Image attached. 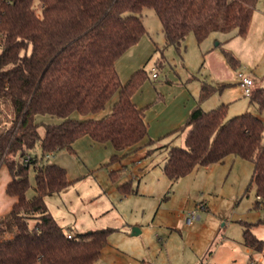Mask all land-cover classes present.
I'll return each mask as SVG.
<instances>
[{"label":"trees","instance_id":"1","mask_svg":"<svg viewBox=\"0 0 264 264\" xmlns=\"http://www.w3.org/2000/svg\"><path fill=\"white\" fill-rule=\"evenodd\" d=\"M257 0H0V169L10 182L5 194L14 199L0 217V264H95L112 231L70 233L57 224L45 204L50 193L69 185L66 170L41 166L38 157L23 163L38 144L42 157L67 150L87 136L93 143L110 144L116 152L133 147L148 134L141 108L131 97L148 79L144 69L122 85L114 67L125 51L145 34L141 12L152 9L161 25L165 48L178 49L188 34L196 43L211 34L235 32L244 37ZM228 65L237 60L224 52ZM164 57L154 63L155 77ZM216 88L202 83L197 105L183 126L184 147L169 151L163 173L168 179L187 177L196 168L222 162L228 156L252 164L247 188L255 187L264 200V122L251 113L226 120L222 104L203 111L200 104ZM118 101L107 117L76 120L72 114L93 115L113 95ZM249 101L264 109V88L251 89ZM60 123H38L37 116ZM42 127V134L38 128ZM119 158L110 157L114 163ZM107 165V166H108ZM34 172V197L26 198ZM115 170L109 176L117 180ZM121 194L130 184L117 186ZM30 224V225H29ZM32 225V226H31ZM242 245L264 252V241L244 231ZM68 235L70 237H68Z\"/></svg>","mask_w":264,"mask_h":264},{"label":"rangeland","instance_id":"2","mask_svg":"<svg viewBox=\"0 0 264 264\" xmlns=\"http://www.w3.org/2000/svg\"><path fill=\"white\" fill-rule=\"evenodd\" d=\"M35 5L40 14L36 0ZM141 21L145 34L114 66L122 85L139 69L146 71L149 78L131 99L143 110L148 134L136 144L140 145L137 150L112 163L118 172L116 183L107 177L105 163L110 154L96 161L112 148L110 144H91L84 136L74 144V151L63 150L48 158L42 157L37 144L30 157L37 156L41 166L61 165L69 181L62 191L46 197L47 209L64 230L112 231L95 264H248L242 233L250 231L264 241V200L256 197L255 187L247 188L252 164L228 156L208 171L199 167L177 180L168 179L163 167L171 148L184 147L187 129L176 130L197 105L202 83L216 88L200 104L203 111L224 104L228 111L226 120L247 112L264 119V109L257 110L249 103L237 80L238 73L255 76L264 86V43L253 39L250 46L243 47L241 40L235 41L234 55L240 57L242 64L233 68L224 58V52L233 53L228 49L230 41L216 45L222 34L214 33L207 45L197 44L194 36L188 34L178 49L165 48L154 11L142 10ZM206 47L212 50L205 52ZM161 54L165 61L158 76L152 78L153 65ZM117 101L115 94L104 110L88 116L72 114L71 118H105ZM190 106L193 108L187 114ZM178 119L183 120L175 124ZM36 121L60 123L48 115L37 116ZM149 129L150 133H159L153 143L149 141ZM38 131L42 134V127ZM150 147L155 149L149 151ZM28 177L31 187L25 195L29 200L35 195L34 172L30 171ZM126 183L131 192L121 194L117 186ZM191 210L197 211L198 219L188 227L185 218ZM134 228L138 235L131 234ZM7 237L6 233L0 234V239ZM260 257L254 255L253 260Z\"/></svg>","mask_w":264,"mask_h":264},{"label":"crops","instance_id":"3","mask_svg":"<svg viewBox=\"0 0 264 264\" xmlns=\"http://www.w3.org/2000/svg\"><path fill=\"white\" fill-rule=\"evenodd\" d=\"M257 6H256V9H255V11L253 12V14H252V20H251V24H250V26H249V29H248V32H247V34L244 36V37H240V36H238L237 34H235V32H230L229 34H222V35H220L221 36V38L222 39H218V37H215L214 38V40L215 39H218V42H217V44L216 45H218L219 43H224V42H229L228 43V49L229 50H231L233 53H231L233 56H234V58L237 60V63H236V65H237V67L236 68H238V67H240V65L242 64L241 62L242 61H240L241 59H240V57H239V59L234 55V53H237V49H236V44H235V41H237L238 39L239 40H241V44L243 45V47H245V46H250V44H251V42L253 41V39L254 40H258L259 42H257V43H261V44H263L264 43V0H257ZM217 34H221V33H217ZM212 35H214V34H211L205 41H203L202 43H200V44H203V45H207V43H209L208 41H209V38L212 36ZM213 40V41H214ZM263 42V43H262ZM203 50H205V52H209V51H211L212 50V48H210V47H206L205 49H203ZM115 67V66H114ZM248 76V75H247ZM249 77V76H248ZM250 78V77H249ZM251 80H253V85H252V87H251V89H256V88H264V86H262V84L259 82L260 80L259 79H257L255 76H253V78H250ZM249 103L252 105V106H255L256 108H257V106L255 105V104H253V103H251L250 101H249ZM222 105V104H221ZM192 106H190L189 108H188V110H187V114L189 113V111L193 108H191ZM257 110H258V108H257ZM261 111V110H260ZM247 113H251V112H247ZM247 113H245V114H247ZM252 114V113H251ZM254 115V114H253ZM184 116V115H183ZM256 117H258L262 122H264V119L261 117V115H255ZM184 118V117H183ZM183 120V119H182ZM182 120H180V119H178L177 120V122H175V124H179ZM151 127V126H150ZM159 135V133H157V134H155V131H153L152 133H150V129H149V137H150V142L151 143H153L154 142V140H155V138L157 137ZM81 138H83V137H81ZM80 139V138H79ZM78 141V140H77ZM76 141V142H77ZM89 141H90V143L91 144H94L90 139H89ZM75 142V143H76ZM75 143H73L72 144V147L74 146V144ZM107 144V143H106ZM111 146V145H110ZM139 146L140 145H135V146H133V147H129V148H126L124 151H122V152H116L115 150H114V148L112 147V148H110L109 149V151H107V153H105V154H103V155H101V156H99L97 159H96V161H98V160H100L101 158H103V157H107V156H109V154H110V156H112V155H116L119 159L120 158H123V157H125V154H130V152H132L135 148H139ZM152 147H153V145H152ZM105 149H107L108 147H104ZM151 148V147H150ZM155 148H153V150H154ZM135 150H137V149H135ZM149 151H151L152 150V148L151 149H148ZM147 150V151H148ZM152 150V151H153ZM73 151H74V147H73ZM56 153H58V152H56ZM56 153H50V154H48V155H46L45 157H49V156H54ZM134 157H137L136 155L134 156ZM108 161V160H107ZM110 161H108V162H106L105 163V165H106V171H108L107 172V177H109V180L110 181H112L111 180V177L110 176H108L109 174H110V172L111 171H114L115 169L113 168L114 166H112V163L109 165V166H107L108 165V163H109ZM118 162H119V160H118ZM215 165H217V164H215ZM58 166H61V165H58ZM213 166V165H212ZM212 166H208V167H203V169L205 170V171H208L209 169H211V167ZM2 173V174H1ZM117 179H118V177H117ZM11 180H10V176H9V174H8V171H7V169L5 168V167H3V171L1 172V169H0V217L1 216H3V214H5V213H7V212H9L10 211V208L12 207V205L14 204V199H12L11 197H9L8 195H6L5 194V188H6V186H7V184L10 182ZM117 181V180H116ZM113 182V181H112ZM113 183H116V182H113ZM55 219V218H54ZM55 221H56V219H55ZM57 222V221H56ZM61 226V225H60ZM62 227V226H61ZM66 231H72V229H66ZM72 232H74V231H72ZM81 232H87V231H81ZM81 232H78V231H76V232H74V233H81ZM241 243H242V241H241ZM242 249L247 253V255H248V258H247V256H246V258H247V262H248V264H250V263H253V264H260L261 262H263L264 261V252H255V251H253V250H249V249H246L243 245H242ZM254 255H260L261 257H260V259H257L256 261H254L253 260V257H254ZM263 259V260H262Z\"/></svg>","mask_w":264,"mask_h":264},{"label":"built area","instance_id":"4","mask_svg":"<svg viewBox=\"0 0 264 264\" xmlns=\"http://www.w3.org/2000/svg\"><path fill=\"white\" fill-rule=\"evenodd\" d=\"M153 75L152 78L155 77V71L153 69ZM237 80H238V84L240 86V88L242 89V93L244 96L249 97L250 93H251V87L253 85V80H251L248 76H243L241 73L237 74ZM33 157H26L25 159H23V163H28L30 160L32 161ZM34 159V158H33ZM259 199V197H257ZM198 219V215H197V211L195 210H191L187 213L186 218H185V222H186V226H190L192 225V223L194 221H196ZM68 237H70L68 235ZM253 264V263H250Z\"/></svg>","mask_w":264,"mask_h":264},{"label":"water","instance_id":"5","mask_svg":"<svg viewBox=\"0 0 264 264\" xmlns=\"http://www.w3.org/2000/svg\"><path fill=\"white\" fill-rule=\"evenodd\" d=\"M132 235H138L139 234V231L137 230V229H133L132 230V233H131Z\"/></svg>","mask_w":264,"mask_h":264}]
</instances>
